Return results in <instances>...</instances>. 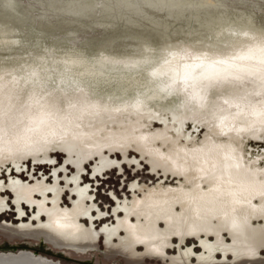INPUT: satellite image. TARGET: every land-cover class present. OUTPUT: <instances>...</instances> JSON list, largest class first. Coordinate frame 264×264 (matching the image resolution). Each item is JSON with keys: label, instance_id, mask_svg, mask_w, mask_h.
<instances>
[{"label": "bare ground", "instance_id": "bare-ground-1", "mask_svg": "<svg viewBox=\"0 0 264 264\" xmlns=\"http://www.w3.org/2000/svg\"><path fill=\"white\" fill-rule=\"evenodd\" d=\"M224 31L229 33L228 39L223 42L224 44L212 43V53L224 58L251 57L236 62L258 68L259 49L264 46L262 31L248 27H228ZM217 32L222 35V30ZM186 47H192L196 52L207 50V45L201 47L185 45L166 50L164 48V52L161 50L156 57L155 54L154 56L149 55L150 53L137 58L104 56L96 62L85 61L81 59L82 57L72 58L63 61L65 69L57 71L56 81L52 80L54 79L52 77L50 79L49 72H47L49 68L47 71L42 70L38 67L39 65L31 66L26 72H15L12 69V71L3 70L0 73V148L4 150V155L0 154V171L3 169L2 166L9 167L13 162L18 169L16 173L22 174L23 171L15 156L29 153L39 141L42 143L47 138L74 135L75 130L73 129L76 128L77 122H91L94 113L101 112L104 116L108 114L109 117L117 118L116 116L120 115L124 118L128 115L129 119H133L132 124L125 127V132L129 133L126 136L129 147L123 151L104 150V153H109L111 158L119 157L123 153L131 154L134 148L137 155H144V158L149 157L161 162L169 161L170 166H174V171L186 167V170L190 172L189 175L185 173L176 175L175 173L169 189H166L164 181L158 187L160 191L151 193L150 198L148 189L142 188L140 183L138 186H131L132 189L128 190L127 194L133 191V198L128 195L126 200H118L119 204L115 206L111 214L108 210L105 214L102 209H99L96 215V210L89 206L90 203L95 204L90 192L87 189L83 190L84 192L81 190L79 196L76 197L81 210L74 206L70 208L72 210L70 217L74 218V223L67 222L69 220L65 215L52 216L53 214L43 213L41 216H34L33 219L36 221L33 220L31 224L34 230L25 225L19 232L3 229L2 233L10 234L13 239L19 236L36 238L43 236L52 240L56 246L78 250H83L79 243L86 240V247L81 255L96 249L103 239V246L107 254L112 255L111 258L121 257L123 261L129 260L135 264H147L148 261L155 263L158 259L164 260L165 258L169 263V256L173 255L172 250H175L174 254H177L176 252L178 254L177 258L173 257L170 264H264V198L261 196L264 165L260 159L253 158V156L248 158L246 168L251 172L246 175V171H241L246 176L241 175L243 179L235 177L236 171L224 167V164L230 161L240 165V162L245 160L239 156V161H236V154L239 155V151L234 142L242 135L252 134L253 136L254 134L230 132V140L220 137L216 134L218 130L215 125L219 123L218 116L221 113L213 114L210 108H201L196 102L184 103L183 95L164 99L165 94L159 91L169 82L170 68L176 66L182 50ZM150 49L148 52L151 51ZM173 53L176 54V59H173ZM59 58L57 61L60 60ZM165 61H171V65L166 64ZM104 67L116 70V75L109 76V79H121L119 81L120 90L112 89L114 90L111 91L112 93L95 90L97 87L92 83L102 79L99 77L107 73ZM124 69H127L129 74L124 73ZM120 70L123 71L121 74ZM143 71L145 73H142ZM152 72L161 75L158 79H154ZM129 84L136 85L134 94L130 93V87L127 91L122 87ZM241 89L240 95L259 92L258 74L248 76L243 81ZM250 99L256 101L259 97L250 96ZM138 100L142 101L139 110L134 107ZM5 112L6 116L3 115ZM235 112L236 109H232L230 113H223V115H227L229 121L234 122L237 127H247L252 123L254 118L247 113V110L233 121L232 116ZM168 113L172 115L170 119L178 121H174L175 127L178 126L177 131L171 130L170 124H167L164 126L163 133L146 136L148 138L139 136L147 135L140 122H146L148 119L152 121L156 119L154 115H157V120L160 116L159 121L162 120L161 123L166 124L165 119ZM56 115H59L58 122L54 121ZM199 116L201 118L198 120ZM188 121L189 124H193V129L196 128L192 132H190L192 126L186 125ZM204 126L212 127L207 134L210 138L203 142L198 139L194 141V134L199 136V133L205 129ZM108 127L109 125L103 128ZM147 130L152 129L147 127ZM170 132L176 138L170 136L172 135ZM226 153L232 158L224 161ZM213 155H218L223 161L213 166L208 165L207 162ZM206 157H208L207 161ZM200 158H203L204 162L197 168L194 164ZM164 171L168 173L167 170ZM14 174L12 170V176ZM221 174L228 178L221 180L217 178L208 183L204 181V178L219 177ZM6 175L5 171L0 173V184H2L1 178ZM14 178L13 176V188H20L19 183L14 182ZM176 184L178 188H173ZM207 187L209 188L205 191ZM21 189L24 198L33 200L40 196L39 191L32 190L31 193H27L29 189ZM115 194L113 197L119 199L120 196ZM66 197L68 198V195ZM1 199L0 190V216H11L7 212L13 211L12 208L8 209L3 206ZM111 200L114 206V200L112 198ZM24 206L26 203L22 201L21 207L24 208ZM38 206L40 204H33L34 212ZM112 216L113 221L109 223ZM25 218L26 215H21L17 219L25 222L27 220ZM46 219L48 220L45 221ZM56 221L69 226L58 227ZM107 222L108 226L104 227L105 231L101 230L106 236L95 235L94 231H97L99 225L102 226ZM90 224L95 228L92 229ZM105 237L107 241H104ZM98 238L100 242L95 244L94 241H98ZM0 257L18 261L20 264H32L37 259L43 264H61L27 251L8 255L0 254Z\"/></svg>", "mask_w": 264, "mask_h": 264}, {"label": "rangeland", "instance_id": "rangeland-1", "mask_svg": "<svg viewBox=\"0 0 264 264\" xmlns=\"http://www.w3.org/2000/svg\"><path fill=\"white\" fill-rule=\"evenodd\" d=\"M225 27H248L262 31L264 0H223V4L219 6L216 0H0V73L3 70L12 71V69L15 72H26L31 66L39 65L38 67L42 70L47 71L49 68L47 72L50 79L54 78L52 80L56 81L57 71L65 69L64 60L82 57L81 59L85 61L96 62L104 56L137 58L148 53L153 56L155 54L156 57L161 50L164 52L167 48L185 45L201 47L207 43L222 44L229 36V33L224 31ZM219 30H222L224 36L217 32ZM215 35L221 38L219 42ZM208 37L214 38L208 40ZM202 40L204 44L200 43ZM149 49L150 52H148ZM103 69L108 75H101L99 79H102L92 83L97 87L95 90L102 93L120 90L121 79L112 78V81L109 79V76L116 75V70L109 67ZM127 72L129 71L124 69V73ZM50 82L53 83V81ZM132 87H130V93L134 94L136 85ZM154 116L156 119L152 121L148 119L146 122H140L147 134L139 135L142 136L141 138L163 133L164 126L167 124H170V129L173 131L176 127L178 128L174 125L176 120L169 118L172 117L171 113L167 114L166 124H162V120L159 121L160 116L158 120L157 115ZM116 117H109L108 114L104 116L101 112L94 113L91 122H77L76 128L73 129L74 135L47 138L41 140L42 143L39 141L29 153L15 156L23 171L22 174L16 173L18 169L13 162L9 167L2 166L4 170L2 169L0 173L5 171L7 175L1 178V201L3 206L12 208L13 211L7 212L11 216H0V254L8 255L27 251L61 264H135L129 260L123 261L121 257L111 258L112 255L107 254L103 246V239L100 242L99 238L98 241H94L95 244L100 242L93 250L94 252L88 251L81 255L86 247V240L79 243L83 250H78L56 246L52 240L43 236L39 238L19 236L13 239L10 234L2 233L3 229L19 232L25 225L34 230V226L31 225L35 220L34 216H41L43 213L53 214L52 216L65 215L69 220L67 222L74 223V218L70 217L72 214L70 208L74 206L81 210L76 198L81 190L87 189L90 192L95 204L90 203L89 206L96 210V215L99 209L103 212L108 210L111 214L115 206H118V200L124 201L128 195L133 198V191H131L132 194L131 192L127 194V191L132 189L131 186H138L140 183L142 188L148 189L150 198L151 193L160 191L158 187L164 181L166 189H169L175 173L176 175L190 174L186 167L174 171V166H170L169 161L161 162L149 157L144 158V155H137L134 148L131 154L123 153L113 158L109 153H104L106 149L123 151L129 147L126 141L129 133L125 132V127L131 125L133 119H129L128 115L124 118L120 115ZM200 118L199 116L198 120ZM54 121H59V115L55 116ZM150 124L152 126H149ZM102 125H109V127L104 129L105 126L102 127ZM186 125L192 126L190 132L196 129H193V124H189V121ZM147 127H151L152 130L148 131ZM204 127L199 136L194 134V141L198 139L203 142L206 139V134H209V129L211 130L212 127ZM171 132L170 134L174 133ZM211 132L214 133V131ZM258 135L259 133L253 136L252 134L242 135L234 142L239 151V155L236 154V161H239V156L245 160L240 162L238 168L235 167L236 164L228 161L226 169L236 171L235 177L238 179H243L241 175L245 176L241 171H246V175L251 172L246 168L248 158L253 156L260 159L264 165V139H257ZM0 154L4 155V150L1 148ZM207 160L208 157H206ZM221 161L223 160H220L218 155H213L207 164L213 166ZM202 162H204L203 158L197 159L194 165L198 168ZM12 170L15 173L14 182H18L20 188H13ZM170 170L172 172L169 173ZM217 178L221 180L228 177L221 174L219 177L204 178V181L208 183ZM21 188L29 189L27 193H31L32 190L39 191L40 196L33 200L24 198ZM173 188H178V185H174ZM115 193L120 196L119 199L113 197ZM111 198L114 200V206ZM22 201L26 203L24 208L21 207ZM33 204H40L35 208V212ZM21 215H26L25 222L17 219ZM112 221L113 216L108 222L112 223ZM108 222L103 223L102 226L99 225L97 231H94L95 235L106 236L101 230L105 231ZM90 227L95 228L92 224ZM104 241H107V237ZM176 251H178L177 247ZM174 253L175 250H172L173 255L169 256V263L165 260L167 258L164 260L157 258L158 261L155 263L148 261L147 264H170L173 257L178 254V252Z\"/></svg>", "mask_w": 264, "mask_h": 264}, {"label": "snow or ice", "instance_id": "snow-or-ice-1", "mask_svg": "<svg viewBox=\"0 0 264 264\" xmlns=\"http://www.w3.org/2000/svg\"><path fill=\"white\" fill-rule=\"evenodd\" d=\"M217 5H222L223 0H216ZM264 34V29H262ZM212 40V37H208ZM220 37L216 40L219 42ZM204 44V41H200ZM213 44H207V50L196 52L192 47H186L182 50V55L179 57L175 67L170 68L169 82L166 83L160 92L164 93V99L168 97L184 96V103L196 102L199 107H208L213 111L221 113L218 116L219 123L215 125L218 130L216 134L220 137H226L229 140L230 132H250L256 135L257 139H264V46L260 51L259 67H249L237 63V60L250 59L251 57L232 56L228 58L218 57L212 53ZM173 59H176V54L173 53ZM166 64L171 65V61H165ZM258 74L260 82V91L255 93H245L240 95L241 85L248 76H255ZM154 79H158L161 75L157 72L151 73ZM133 85L122 86L125 91ZM250 96H258L259 99L253 101ZM142 106V101H137L134 107L137 110ZM232 109H236L232 119L235 120L245 113L251 115L254 119L247 127H237L234 122L229 121L227 115L223 113H230ZM4 116L7 113H3ZM43 123V121H41ZM258 125V127H257ZM206 139L210 137L206 134ZM222 146V145H221ZM232 157L227 153L224 160L227 161ZM228 165L225 164V168ZM235 167H239L236 164ZM261 196L264 198V181L261 185ZM67 219V218H66ZM58 227H68V224H61L56 221ZM0 264H20L18 261L0 257ZM32 264H43L39 259L32 262Z\"/></svg>", "mask_w": 264, "mask_h": 264}]
</instances>
